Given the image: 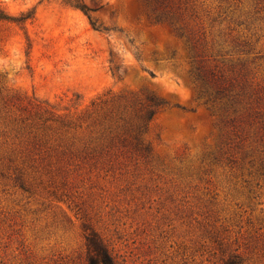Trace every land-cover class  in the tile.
Wrapping results in <instances>:
<instances>
[{"label":"rangeland","instance_id":"1","mask_svg":"<svg viewBox=\"0 0 264 264\" xmlns=\"http://www.w3.org/2000/svg\"><path fill=\"white\" fill-rule=\"evenodd\" d=\"M84 1L101 30L62 0H0L34 12L0 20V264H89L92 232L116 264H264V0H170L207 66L248 86L235 125L145 0ZM149 96L146 158L120 116Z\"/></svg>","mask_w":264,"mask_h":264},{"label":"trees","instance_id":"2","mask_svg":"<svg viewBox=\"0 0 264 264\" xmlns=\"http://www.w3.org/2000/svg\"><path fill=\"white\" fill-rule=\"evenodd\" d=\"M64 3L82 10L90 20L95 29L101 30L102 25L97 24L91 12L92 9L84 0H62ZM147 12L150 18L157 24L168 23L173 30L181 37L186 38V42L192 53L193 69L191 70V78L195 88L198 90L199 98L204 99V103L219 105L220 108L228 115H232L226 120V124L236 122L243 117V112L252 113V94L248 91V86L239 82L234 83L233 78L225 76L216 68L207 66L205 58L201 53L197 42L191 37V33L187 34L184 26L177 25V16L181 14V7H174L170 0H145ZM34 18V12H22L20 15H12L8 13L0 5V20L15 23L25 28L26 22ZM177 19V20H176ZM108 29V28H105ZM241 85V86H240ZM165 102L149 96L147 104L135 110L133 116L126 118L120 116L122 120V147H129L130 152H139L143 157H149L152 152L150 142L144 139L147 133L149 123L157 113L159 106ZM141 104V103H140ZM129 142V144H125ZM87 244L90 251L89 264H116L113 257L109 253L107 247L100 241L97 234L92 232L87 235ZM224 264H245L239 254H233L224 260Z\"/></svg>","mask_w":264,"mask_h":264}]
</instances>
